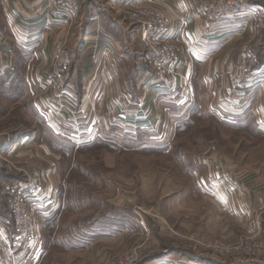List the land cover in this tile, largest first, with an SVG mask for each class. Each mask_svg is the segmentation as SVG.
Wrapping results in <instances>:
<instances>
[{"label": "rangeland", "instance_id": "374dc122", "mask_svg": "<svg viewBox=\"0 0 264 264\" xmlns=\"http://www.w3.org/2000/svg\"><path fill=\"white\" fill-rule=\"evenodd\" d=\"M259 4L264 7V0ZM246 25L248 37L239 45L237 65L244 46H250L261 66L264 47L257 43L264 39V29L257 34ZM130 39L146 52L142 42L133 36ZM147 64L153 68L149 61ZM26 70L25 76H31L30 69ZM96 76L90 82L91 96H101L106 84L98 72ZM245 82L249 90L257 91L254 84ZM44 83L30 87L0 83V129L15 137L39 125L42 140L50 142L57 155V211L45 226L38 218L43 209L38 214L30 212L32 232L16 248L20 253L14 264H183L181 256L201 258V264H247L243 262L264 257V128L254 115L247 114L237 122L224 119L215 107L213 88L200 81L193 84L189 113L185 117L179 114V122L171 123L159 105L162 101L153 97L152 87L138 102L152 125L130 126L125 118H117L113 131L104 133L94 132L92 121L83 129L80 125L71 129L77 136L68 141L43 128L45 118L57 123L60 114L54 111L69 109L59 97L60 90ZM88 85L86 80V88ZM43 86L53 89L57 98L38 99L39 91L48 93ZM111 89L107 85L105 91ZM173 103L179 112L182 105ZM158 110L163 112L162 119L168 117L163 125L155 113ZM70 122L69 117L63 123ZM91 135L95 136L90 142L77 144ZM225 177L241 186L245 179L255 178V187L263 191L262 204L253 213H235L237 201H249L253 191L248 188L241 195ZM29 198L31 201L32 196ZM11 216L16 230L12 211ZM247 237L262 244L256 254H222L207 246L216 241L227 247ZM39 239L41 247L34 254V241ZM164 255L174 258L168 261Z\"/></svg>", "mask_w": 264, "mask_h": 264}, {"label": "crops", "instance_id": "0c3cea01", "mask_svg": "<svg viewBox=\"0 0 264 264\" xmlns=\"http://www.w3.org/2000/svg\"><path fill=\"white\" fill-rule=\"evenodd\" d=\"M143 1L147 3L146 0H80L81 11L71 16L57 17L52 4H47L46 0H0V83L29 87L30 84L44 85L51 64L56 58L60 59L66 68L61 101L69 105V109L54 111L53 114H60L57 123L51 124L50 119L49 122L45 118L47 123L43 128H49L53 136L62 140L74 141L71 138L77 134L73 130L80 126L83 129L84 124H93L92 121L96 125L94 132L100 130L104 133L113 131L117 118H125L126 125L130 126L151 123L138 102L144 99L147 84L155 73L147 64V51L130 39V29L134 24L130 11L135 3ZM156 1L183 27L178 36L179 50L174 61L182 64L178 83L189 91V101L193 98L194 85L201 81L213 88L212 94L217 101L215 107L224 119L237 122L250 114L264 128V78L260 84L249 81L257 90L253 93L237 68L239 45L248 37L247 25L242 28L240 24L230 26L209 20L204 13L207 0ZM242 1L264 10L259 4L260 0ZM93 13L99 15L95 22L89 20ZM257 44L263 48L264 39ZM26 69H30L31 76H25ZM97 72L104 77L106 84L101 96H91L89 87ZM86 80L89 82L88 88L85 86ZM107 85L112 88L110 91H105ZM44 89L48 93H37L42 102L57 98L53 89ZM158 100L162 101L159 105L170 117L168 120L171 123L179 122V114L185 117L189 113V101L178 104L182 106L176 113L173 109L175 99L168 100L162 96ZM160 111L155 113L163 125L168 117L162 119L163 112ZM69 117V124L73 123L75 128L65 125ZM160 123L157 121L156 126H160ZM8 132L0 129V264H14L20 253L15 249L12 256L4 247L5 241L11 239L15 232L9 205L12 188L29 182L28 190L32 196L30 212L36 211L38 214L43 209L38 218L44 226L53 218L58 207L57 155L52 152L50 142L42 140V128L38 125L28 133L15 137ZM94 136H84L85 139L76 142L84 144ZM227 179L232 188L241 191V195L248 188L253 191L249 194V201H237L235 213H253L262 204L260 194L263 191L255 187V178L250 181L245 179L242 186L227 177L226 182ZM179 224L180 228H184L182 223ZM41 241H34V254L40 250ZM165 257L168 261L174 258L172 255ZM181 258L183 264L204 262L198 257ZM262 259H248L243 263L263 264Z\"/></svg>", "mask_w": 264, "mask_h": 264}, {"label": "built area", "instance_id": "2783aa9c", "mask_svg": "<svg viewBox=\"0 0 264 264\" xmlns=\"http://www.w3.org/2000/svg\"><path fill=\"white\" fill-rule=\"evenodd\" d=\"M146 2L135 3L134 9L130 11V19L136 26L130 29L131 36L147 48V61L152 64L155 73V77L147 84L146 90L153 87V97L155 96L157 100L163 96L168 100L175 99L177 104L187 102L189 94L176 80V75L181 73L182 64L174 61L179 47L178 36L183 27L176 23L171 14L156 0H146ZM46 3L52 4L57 17L71 16L82 8L80 0H46ZM204 13L209 20L220 24L230 26L240 24L242 28L249 24L253 32L257 34L264 29L263 10L239 0H207ZM98 19L97 13L89 17L91 22ZM257 58L252 47L244 46L237 67L245 80L258 81L257 84H260L264 78V65L257 66ZM65 71L66 68L61 60L56 58L46 73V80L51 88L60 90L59 97L63 95ZM28 186L29 182L10 190V208L16 230L13 237L5 241L4 247L9 252H14L22 240L32 232L29 198L31 191L28 190ZM207 246L222 254L235 251L256 254L262 248V244L251 237L227 247L216 241H211Z\"/></svg>", "mask_w": 264, "mask_h": 264}]
</instances>
